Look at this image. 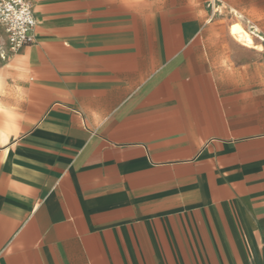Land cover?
Masks as SVG:
<instances>
[{
	"label": "crops",
	"instance_id": "crops-1",
	"mask_svg": "<svg viewBox=\"0 0 264 264\" xmlns=\"http://www.w3.org/2000/svg\"><path fill=\"white\" fill-rule=\"evenodd\" d=\"M29 1L0 264H264V0Z\"/></svg>",
	"mask_w": 264,
	"mask_h": 264
},
{
	"label": "built area",
	"instance_id": "built-area-1",
	"mask_svg": "<svg viewBox=\"0 0 264 264\" xmlns=\"http://www.w3.org/2000/svg\"><path fill=\"white\" fill-rule=\"evenodd\" d=\"M0 25L5 29L11 51L35 42L37 19L29 0H0Z\"/></svg>",
	"mask_w": 264,
	"mask_h": 264
},
{
	"label": "bare ground",
	"instance_id": "bare-ground-1",
	"mask_svg": "<svg viewBox=\"0 0 264 264\" xmlns=\"http://www.w3.org/2000/svg\"><path fill=\"white\" fill-rule=\"evenodd\" d=\"M1 29V28H0ZM231 34L238 40V41H240L241 43H243L244 45H246V46H255L254 45V41H253V36H252V34L250 33V32H248L246 29H244V28H242L241 26H239V25H234V27L231 29ZM260 45V44H259ZM256 46H258V45H256ZM1 57H0V59H6L7 58V53L5 52V51H1ZM4 75H5V73H4ZM1 78H3L2 76H1ZM4 80V79H3ZM0 83H1V80H0ZM2 84V83H1ZM0 84V86H2ZM6 85V84H5ZM3 87V86H2ZM3 89V88H2ZM1 108H3V107H1ZM4 109H5V107H4ZM8 110H9V108H8ZM11 110V109H10ZM7 112V111H6ZM8 113V112H7ZM13 113V112H12ZM8 114H10V116L12 115L11 113H8ZM6 116V115H5ZM10 116H8L9 118H10ZM13 116V115H12ZM11 116V118H13ZM17 117V116H16ZM16 119V118H15ZM12 120V119H11ZM14 120V119H13ZM2 135H3V133H2ZM5 135V134H4ZM10 136V135H9ZM8 136V137H9Z\"/></svg>",
	"mask_w": 264,
	"mask_h": 264
},
{
	"label": "rangeland",
	"instance_id": "rangeland-1",
	"mask_svg": "<svg viewBox=\"0 0 264 264\" xmlns=\"http://www.w3.org/2000/svg\"><path fill=\"white\" fill-rule=\"evenodd\" d=\"M235 25H236V24H235ZM237 25H239V26H241L242 28H244L242 24H237ZM233 27H234V26H233ZM233 27H232V28H233ZM244 29H245V28H244ZM0 38H6L5 35H4V32H3V34H1V30H0ZM1 51H5V52L7 53V57H8V55H9V56H12V55L14 54L13 52H11V49H10V47H9L8 42L6 41V43H5L2 39H0V54H1ZM0 57H1V55H0ZM30 78H33V76L30 75Z\"/></svg>",
	"mask_w": 264,
	"mask_h": 264
}]
</instances>
